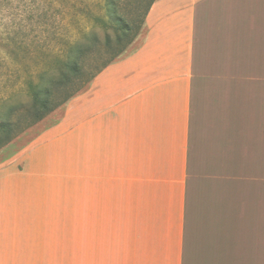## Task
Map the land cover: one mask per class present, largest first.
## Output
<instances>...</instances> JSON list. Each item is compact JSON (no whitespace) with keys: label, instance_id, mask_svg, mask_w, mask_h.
<instances>
[{"label":"crops","instance_id":"1","mask_svg":"<svg viewBox=\"0 0 264 264\" xmlns=\"http://www.w3.org/2000/svg\"><path fill=\"white\" fill-rule=\"evenodd\" d=\"M130 48L0 158V264H64L67 203L74 264H264V0H156Z\"/></svg>","mask_w":264,"mask_h":264},{"label":"rangeland","instance_id":"2","mask_svg":"<svg viewBox=\"0 0 264 264\" xmlns=\"http://www.w3.org/2000/svg\"><path fill=\"white\" fill-rule=\"evenodd\" d=\"M150 1L0 0L1 114L9 115L14 120L29 115L20 110L21 106L26 107L31 102L25 81L36 84L41 76L45 84L60 80V72L65 71L64 55H67L69 47L73 46L82 52L79 60L81 73L68 85L54 88L53 103L78 89L94 70L118 49H122V46H126L122 55L130 50L141 33L142 28L139 29V26ZM115 18L122 19L127 28L126 33L118 31L119 22ZM119 33L121 41L117 43L115 37ZM107 37L110 47H107ZM128 39H133L130 44H127ZM72 58L74 60V55ZM59 115L60 112L56 111L17 136L11 146L0 153V158L24 147L43 128L58 119ZM70 204L67 203L66 210L64 264H74L73 211Z\"/></svg>","mask_w":264,"mask_h":264},{"label":"trees","instance_id":"3","mask_svg":"<svg viewBox=\"0 0 264 264\" xmlns=\"http://www.w3.org/2000/svg\"><path fill=\"white\" fill-rule=\"evenodd\" d=\"M155 1L156 0H151L148 6L146 7L139 29L143 27L144 17L147 11L149 10V8L151 7V5L153 4V2ZM113 3H110V5L113 6ZM99 20L103 22V19L99 18ZM115 21L119 22L117 26V29L119 27L118 31L126 33L127 28L124 27V24L122 23V19L115 18ZM136 36L137 34L135 35V37ZM132 40L133 39H128V43L127 42L126 43L130 44ZM115 41L117 43H120L121 41L120 33L116 35ZM107 43H108L107 47H110L109 37H107ZM125 47L126 46L124 47L122 46V49H118V51L114 53L107 61L103 62L96 70H94L90 74L88 79L82 82V84L78 89L73 90L70 94H68L59 102H54V103L52 102V97L54 96V92H53L54 88L58 85L59 86L68 85L75 78V76L81 73V65L79 63V60L82 56V52L78 51L77 49L75 50L73 46L69 47V50L66 53L67 55H64V58H66L64 61L65 71L60 72V77H61L60 80L54 83L51 82L45 84L46 81L41 79V77H43L41 76L39 82H37L36 84H33L32 81H29L28 83L25 81L27 89H29L30 92L31 102L30 105L26 107L21 106L20 110L29 115H25L24 118L21 120H14L12 119V117H9V115H2L0 112V150L5 146L9 145L17 136H19L27 129L31 128L32 126L42 121L46 116H48L56 109L63 106L68 100H70L79 92H81L83 89H85L88 86L91 78L97 72H99L101 69H103L108 64H110L111 62H113L115 59H117L122 55L121 53L123 52ZM73 55H74V60L72 58ZM8 113H14V112L9 111Z\"/></svg>","mask_w":264,"mask_h":264}]
</instances>
